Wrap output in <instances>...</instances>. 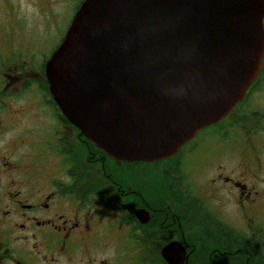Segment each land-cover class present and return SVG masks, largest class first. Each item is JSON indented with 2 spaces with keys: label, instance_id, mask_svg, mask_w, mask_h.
I'll use <instances>...</instances> for the list:
<instances>
[{
  "label": "flooded vegetation",
  "instance_id": "flooded-vegetation-1",
  "mask_svg": "<svg viewBox=\"0 0 264 264\" xmlns=\"http://www.w3.org/2000/svg\"><path fill=\"white\" fill-rule=\"evenodd\" d=\"M41 65L0 43V264H264L263 59L228 116L154 162L81 136ZM34 91L46 130L24 121Z\"/></svg>",
  "mask_w": 264,
  "mask_h": 264
},
{
  "label": "water",
  "instance_id": "water-1",
  "mask_svg": "<svg viewBox=\"0 0 264 264\" xmlns=\"http://www.w3.org/2000/svg\"><path fill=\"white\" fill-rule=\"evenodd\" d=\"M263 19L264 0H83L45 63L49 93L107 156L170 158L243 99Z\"/></svg>",
  "mask_w": 264,
  "mask_h": 264
},
{
  "label": "rangeland",
  "instance_id": "rangeland-1",
  "mask_svg": "<svg viewBox=\"0 0 264 264\" xmlns=\"http://www.w3.org/2000/svg\"><path fill=\"white\" fill-rule=\"evenodd\" d=\"M82 0H0V43H11L34 65L48 57L65 33L75 8ZM15 95V94H14ZM13 95V96H14ZM27 125L45 121L44 130L53 124L47 97L26 92ZM41 96V95H40ZM21 104L15 102L14 106ZM56 126V125H55ZM53 126L52 132L58 131ZM38 132V131H37ZM35 132V135H38ZM0 143V148L2 147ZM30 152L33 148H29Z\"/></svg>",
  "mask_w": 264,
  "mask_h": 264
},
{
  "label": "trees",
  "instance_id": "trees-1",
  "mask_svg": "<svg viewBox=\"0 0 264 264\" xmlns=\"http://www.w3.org/2000/svg\"><path fill=\"white\" fill-rule=\"evenodd\" d=\"M79 5V4H78ZM78 7V6H77ZM77 7L75 8V10L77 9ZM46 60V57H44V60L43 61H45ZM40 69L41 70H43L44 69V66H43V62H42V65L40 66Z\"/></svg>",
  "mask_w": 264,
  "mask_h": 264
}]
</instances>
